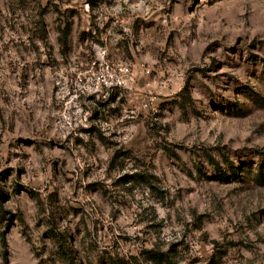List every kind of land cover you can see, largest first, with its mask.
<instances>
[{"label": "rangeland", "instance_id": "374dc122", "mask_svg": "<svg viewBox=\"0 0 264 264\" xmlns=\"http://www.w3.org/2000/svg\"><path fill=\"white\" fill-rule=\"evenodd\" d=\"M261 170L264 0H0L8 264H264Z\"/></svg>", "mask_w": 264, "mask_h": 264}, {"label": "trees", "instance_id": "16d2710c", "mask_svg": "<svg viewBox=\"0 0 264 264\" xmlns=\"http://www.w3.org/2000/svg\"><path fill=\"white\" fill-rule=\"evenodd\" d=\"M258 175L260 176V178H264V173L262 170L258 173ZM262 185H264V183ZM6 201H7L6 191L4 187L0 184V214L6 215L5 227H4V230L0 234V241H1V246L4 250V257H3L4 263L8 264V260H9L8 259V244H7L6 235L9 232V229L13 225V220H12L13 216L9 212H7L5 209ZM164 259H167L168 261H170L169 257L165 255H164Z\"/></svg>", "mask_w": 264, "mask_h": 264}]
</instances>
